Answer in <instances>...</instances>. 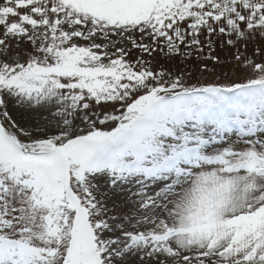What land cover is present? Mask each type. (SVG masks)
Masks as SVG:
<instances>
[{
    "label": "snow or ice",
    "instance_id": "6c2138e0",
    "mask_svg": "<svg viewBox=\"0 0 264 264\" xmlns=\"http://www.w3.org/2000/svg\"><path fill=\"white\" fill-rule=\"evenodd\" d=\"M0 264H264V0H0Z\"/></svg>",
    "mask_w": 264,
    "mask_h": 264
}]
</instances>
